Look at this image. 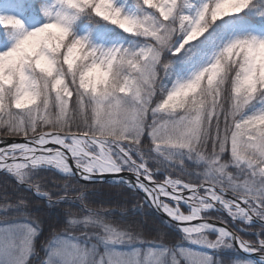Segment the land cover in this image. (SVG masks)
Returning <instances> with one entry per match:
<instances>
[{
    "label": "snow or ice",
    "instance_id": "6c2138e0",
    "mask_svg": "<svg viewBox=\"0 0 264 264\" xmlns=\"http://www.w3.org/2000/svg\"><path fill=\"white\" fill-rule=\"evenodd\" d=\"M0 29V138H23L0 139V171L49 207L73 185L53 199L41 172L142 192L201 249L177 246L189 264H264V0H3ZM4 200L5 216L26 210ZM88 212L67 221L84 242L54 235L42 264H142L115 247L138 235ZM39 234L4 221L0 264H29ZM170 252L149 246L147 264Z\"/></svg>",
    "mask_w": 264,
    "mask_h": 264
},
{
    "label": "trees",
    "instance_id": "16d2710c",
    "mask_svg": "<svg viewBox=\"0 0 264 264\" xmlns=\"http://www.w3.org/2000/svg\"><path fill=\"white\" fill-rule=\"evenodd\" d=\"M29 2H34V0H29ZM189 170L193 169L190 168ZM40 176L42 177L40 181L42 190L52 193L53 199H56V194L61 192L57 185H63L65 182L71 183L73 189L70 191L69 200L49 207L46 199L37 196L33 191H29L23 186H19L12 176L0 173V205L5 203V195H7L8 201L12 203L19 199L26 201V210L23 212H9L7 216L0 212V225H3L4 221L9 223H39L40 225V234L34 241L37 256H34L29 264H42L46 259L45 248L54 235L75 236L84 242L85 230L72 227L67 221L72 217L80 218L88 215V209L101 213L105 222L140 237L131 245H117L119 247L145 248L150 245H164L175 248L177 246H191L183 238L182 233L167 227L163 223L166 220L144 204V198L140 193H133L127 188L116 187L110 183L84 184L77 180L66 181L65 178L54 172H41ZM158 179L162 181L164 176L160 174ZM82 205L86 207H82ZM87 232L90 235L93 233L103 235L102 229L99 228H89ZM210 238L215 239L214 236ZM245 238L250 237L246 235ZM87 243L88 246L97 244V248L101 247V244L94 237ZM216 258L222 261V264H235L238 260H246L233 250L217 253Z\"/></svg>",
    "mask_w": 264,
    "mask_h": 264
},
{
    "label": "rangeland",
    "instance_id": "374dc122",
    "mask_svg": "<svg viewBox=\"0 0 264 264\" xmlns=\"http://www.w3.org/2000/svg\"><path fill=\"white\" fill-rule=\"evenodd\" d=\"M0 2H3V0H0ZM3 32H2V29H0V39H3ZM186 210V209H185ZM23 224V223H22ZM0 226H3V225H0ZM61 236H67V237H71V236H68V235H61ZM152 246L154 249H155V246L157 245H150ZM116 249L119 251V250H123V251H128L132 248H122V247H119V246H115ZM180 247H183V246H180ZM169 248V247H167ZM183 248H187V249H191L192 251H201V250H198L196 246L194 245H191L189 247H183ZM141 251H140V260L142 261V264H147V261L149 260V254H148V249H149V246L148 247H145V248H139ZM169 249H172L173 252H170L168 254H166L162 259L164 260L165 264H172V257H173V253H175V258L176 260L179 261V264H189V261L188 259H186L184 256L180 255V252H179V248L178 247H175V248H169ZM230 251V250H229ZM104 255V247L103 245H101V247H98V255H97V259H99L100 256H103ZM34 256H37V252L34 248V255L32 257H30V260L34 257ZM105 260H107V257L105 256L104 257ZM29 260V262H30ZM248 260V259H246ZM245 260V261H246ZM241 260H238L236 263L237 264H241ZM235 263V264H236Z\"/></svg>",
    "mask_w": 264,
    "mask_h": 264
},
{
    "label": "water",
    "instance_id": "95a60500",
    "mask_svg": "<svg viewBox=\"0 0 264 264\" xmlns=\"http://www.w3.org/2000/svg\"><path fill=\"white\" fill-rule=\"evenodd\" d=\"M0 139H4L7 143H12V142H23V138L20 137V138H17V137H6V138H0ZM0 146H3V145H0ZM0 173H4L2 171H0ZM121 175H130V174H127V173H122ZM106 179H110V178H106ZM80 182L84 183V184H95V183H90V182H86L84 180H79ZM97 183H100V182H97ZM106 183H110V182H106ZM111 184V183H110ZM140 194L143 196L144 198V194L142 192H140ZM159 214V213H158ZM161 215V214H160ZM162 216V215H161ZM165 220H167L168 218L166 216H162ZM199 249V248H198ZM201 250V249H199ZM241 255L251 259V260H256L258 257H257V254H248V253H244L242 250H237Z\"/></svg>",
    "mask_w": 264,
    "mask_h": 264
}]
</instances>
